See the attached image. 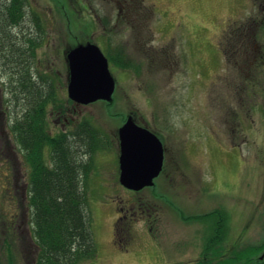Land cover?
Listing matches in <instances>:
<instances>
[{
    "label": "rangeland",
    "instance_id": "1",
    "mask_svg": "<svg viewBox=\"0 0 264 264\" xmlns=\"http://www.w3.org/2000/svg\"><path fill=\"white\" fill-rule=\"evenodd\" d=\"M28 1L32 13L19 21L31 30L26 42L36 55L28 52L25 58L31 61V76L34 70L48 68L41 71L47 82L56 73L64 82L65 54L79 42L90 41L101 48L116 81L110 101L96 99L77 107L73 115H66L68 123L47 115L40 130L41 135L47 129L81 135L87 124L88 133L98 139L81 163L93 168L81 195L84 203L86 195L96 246L86 254L94 255L92 259L76 264H156L155 260L194 264L203 243L213 242L215 236L223 240L215 247L221 258L263 245L264 35L260 23L264 19L258 22L262 13L256 4L250 0ZM225 31L233 35L223 56L219 48ZM248 31L262 36L259 53L254 36L242 34ZM4 59L7 68L1 70L5 75L0 73V79L8 78L12 89L15 80L8 74L14 66L10 58ZM115 62L124 67L112 65ZM62 90L58 88L57 101ZM13 108L11 114L17 116L18 105ZM129 117L161 147V169L153 186L135 192L118 182L121 140L117 131ZM5 127L0 130V264H37L39 250L28 233L36 228L29 207L23 211V222L18 221L13 232L6 230L14 202L20 199L22 174L28 177L29 189L34 169L23 157L22 132L12 135ZM33 160L37 168L51 170L43 155ZM139 207L140 214L116 224L118 209L138 211ZM218 210L230 216L231 227L216 229L213 219L200 218Z\"/></svg>",
    "mask_w": 264,
    "mask_h": 264
},
{
    "label": "trees",
    "instance_id": "2",
    "mask_svg": "<svg viewBox=\"0 0 264 264\" xmlns=\"http://www.w3.org/2000/svg\"><path fill=\"white\" fill-rule=\"evenodd\" d=\"M28 2L0 0V56L3 59L5 56L10 58L9 62L14 66L12 69H17L20 80L25 77L26 81L21 90L26 96L25 100H30L32 105L36 98L42 96L43 91L32 85L27 59L23 56L24 53L27 54L24 46L27 45L31 30L19 19L28 15L25 13ZM242 34L251 38L254 36L252 40L255 45L260 39L258 33L248 31ZM232 35L233 32L229 31L222 35L221 46L224 50L231 45ZM129 65L128 63V67ZM89 140V134H81L79 138L74 137L72 144L57 150L54 169L46 171L43 167L37 168L35 160L31 161L34 170L29 204L36 226L32 236L40 246V264H59L53 257L60 260L64 258L71 264H76L85 260L87 252L93 251L91 222L83 213L87 202L85 200L84 203L79 190L80 170L84 165L81 164L83 155L78 148H86ZM263 247L264 244L233 251L231 258L223 261L218 259L217 264H264V258L258 257V252ZM202 262L209 264L207 259Z\"/></svg>",
    "mask_w": 264,
    "mask_h": 264
},
{
    "label": "flooded vegetation",
    "instance_id": "3",
    "mask_svg": "<svg viewBox=\"0 0 264 264\" xmlns=\"http://www.w3.org/2000/svg\"><path fill=\"white\" fill-rule=\"evenodd\" d=\"M259 3V8L263 11L264 15V0H253V2ZM263 3V5H262ZM85 43V41L83 42ZM77 45V44H76ZM27 54L28 52L35 56V52L31 51V47L27 43L26 46H24ZM23 56L26 58V54L24 53ZM64 68H66L65 71V81L62 82L59 79V75L56 73L54 74V79L51 80L55 81L54 85L51 84V82H47V78L44 79L42 76L41 71H45L48 68H40L38 73L34 70L33 74L34 76H31V68L29 66V63L31 62L30 59H27L26 64L28 65V75L31 76V80L33 79L35 81V86L38 87L41 91H43L42 96L39 98H36L32 105L29 103L30 100H25V95L22 93L21 88H23V84L26 81L25 77L21 80L19 79L18 74L16 73V69H12V72L8 74V77L10 79V76L15 80V85L12 89L8 88V78L7 81L4 82L0 79V130L1 126L5 124V129H8L12 123L16 121L18 131L22 132V145H23V153L24 158L28 161V159H33L35 155L41 156L43 155V159L50 167H55V161H56V151L62 150L65 145L72 144L74 142V137L79 138L81 135H75L73 131L67 132L62 131L61 133L55 134V132H49V129L45 131V134L41 135L40 130L42 129L41 126L45 123H47V115L50 117L51 115H56L57 117H62L63 122L68 123L69 119L66 117L67 114L73 115L74 111L77 109V107H81L84 105H77L73 102L69 101L67 98H65L66 95V89L67 84L69 81V71L68 66L66 63V60L64 59ZM6 60L1 58L0 56V73L2 75H5L1 70L3 68H7L6 66ZM7 77V76H6ZM3 89H2V87ZM19 88L18 90L16 88ZM58 88H61L62 90V98H60V101H57L55 95L58 92ZM4 90V93H3ZM58 97V95H57ZM4 100V102H3ZM28 101V102H27ZM3 104V105H2ZM13 104L18 105L19 111L17 116L12 115L11 113L15 112V108H13ZM70 107V108H69ZM48 112V114H47ZM73 122V121H72ZM29 125L30 130L26 131L25 126ZM74 126V123H73ZM72 126V127H73ZM87 124H85V133L82 134H89L90 140L87 143V147L83 146V148H78L80 152H82V155L85 159L86 156H88L89 147L92 145V148L94 149L95 142L98 141L97 138L94 139L93 132L88 133L87 130ZM72 130V129H71ZM73 132V134H72ZM100 132L103 134L104 130L100 129ZM34 133V136L32 135ZM3 141V139H2ZM77 142V141H76ZM35 147V148H34ZM42 148V149H41ZM119 148V147H118ZM44 149V150H43ZM120 149V148H119ZM52 154L54 155L52 161L48 160L51 158ZM24 160L23 163L26 166L27 161ZM83 161V158H82ZM82 163V162H81ZM22 163H20L21 165ZM86 165V160H85ZM86 168V166H85ZM9 170V168H6ZM83 169L80 170V177L82 178L83 175ZM12 173L10 171L7 172V179L9 180ZM6 176V175H4ZM22 177L24 178L23 186L21 187V194L20 199L14 202L15 208L13 213L11 214V219H7L8 226L6 227V230H9L10 232H13L15 230L18 221L23 222V211L26 207L25 200L28 190V177L25 173L22 174ZM81 182V179H80ZM79 182V183H80ZM15 197H10V199H14ZM120 219H122V216H120ZM211 219L214 220L215 223H218L220 225H227L229 223V226L232 225V219L227 218V215L225 212L217 211V213H214L211 216ZM115 228V226H114ZM156 229L154 226H150V230ZM223 240H219L218 237H213V242H210L211 247L215 248L217 247V244H222ZM165 261V260H164ZM157 264L158 261H156Z\"/></svg>",
    "mask_w": 264,
    "mask_h": 264
},
{
    "label": "water",
    "instance_id": "4",
    "mask_svg": "<svg viewBox=\"0 0 264 264\" xmlns=\"http://www.w3.org/2000/svg\"><path fill=\"white\" fill-rule=\"evenodd\" d=\"M70 81L68 96L86 104L96 99L111 100L114 79L107 60L95 45H79L67 55ZM121 140L120 182L128 189L152 185L161 169V147L147 131L129 120L119 129Z\"/></svg>",
    "mask_w": 264,
    "mask_h": 264
}]
</instances>
